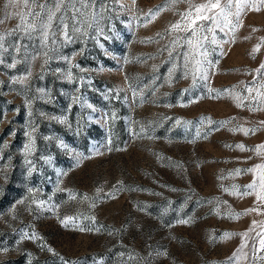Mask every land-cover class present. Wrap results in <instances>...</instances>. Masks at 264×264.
Listing matches in <instances>:
<instances>
[{
    "label": "rangeland",
    "instance_id": "obj_1",
    "mask_svg": "<svg viewBox=\"0 0 264 264\" xmlns=\"http://www.w3.org/2000/svg\"><path fill=\"white\" fill-rule=\"evenodd\" d=\"M205 2L104 0L88 35L6 36L0 264H264V2L223 31L198 22L214 31L198 33L211 63L193 86L183 39L168 51L190 33L171 25ZM5 3L0 33L19 23Z\"/></svg>",
    "mask_w": 264,
    "mask_h": 264
},
{
    "label": "snow or ice",
    "instance_id": "obj_2",
    "mask_svg": "<svg viewBox=\"0 0 264 264\" xmlns=\"http://www.w3.org/2000/svg\"><path fill=\"white\" fill-rule=\"evenodd\" d=\"M171 2L176 3L179 0H171ZM249 6L255 7L254 5H250L249 0H235V3H233V0H225L223 4H221V0H206L205 3L200 4L190 3L189 9L181 13V20L171 25V31L190 33V35L182 38H174L172 48L168 51L171 57L173 49L183 47V45L187 46V50L182 54L184 60L183 75L185 78L189 75L192 76L193 86H195L197 78L204 81L208 79L207 69L204 65L205 63H211L207 61L208 53L204 45L207 37H200L198 33L214 31L213 27L206 26L207 22H210V25H214L215 28L223 31L224 27L231 24L229 17L233 15V7L236 9L234 15L239 18L240 14ZM8 8H12L14 11L8 12ZM217 9L218 11H213ZM105 10L106 4L104 0H6L5 19L17 18L19 23L14 29L0 33V64L4 63L3 56L8 52V47L5 46L6 36H11L14 33H22V38L39 39L41 47L47 48L49 40H51L53 45L58 43V35L65 42L73 40L77 34L88 35L87 29L92 28L94 23L99 24V21L103 19ZM159 11L160 8H157L155 11L150 10V16L155 17ZM199 21L206 23H198ZM2 23H4V20L0 19V24ZM97 31L102 32V29L97 28ZM181 39H183V45H180ZM213 43H215V38H213ZM10 46L16 52H19L21 47L18 43ZM256 50L254 49V51ZM45 56H47V52H45ZM197 57H201L202 59H197ZM63 59L67 60L68 58L63 57ZM16 63L17 61L14 58L8 67H15ZM261 68H264V65H261ZM175 69L176 66L173 65V68L169 71V83H171V77ZM26 79L27 77H21L19 78V82L23 83ZM261 87H264V85H261ZM39 91L43 92L42 89ZM248 91L251 92L252 89L249 88ZM177 123H180V121H177ZM34 131L35 129L33 128ZM26 135L28 136V142L24 145L23 151L25 161L29 165V174H31L34 170L32 167L33 161L28 159V157L32 156L36 151V142L32 132H28ZM7 146V144L4 145V147ZM257 167L260 166L258 165ZM248 171H253V169H249ZM261 183L264 186V176L261 177ZM248 187L252 188L254 185L250 184ZM29 191L31 192L32 190L29 189ZM99 191L98 189L97 192ZM84 198L88 199L86 194ZM22 202L20 201L19 203ZM33 203H36V201L33 200ZM39 204L43 206L44 202L40 201ZM71 219V217H66L62 223L66 225ZM179 223H188V221L181 220ZM259 243L261 249H264V239H261ZM49 250L51 251V249Z\"/></svg>",
    "mask_w": 264,
    "mask_h": 264
}]
</instances>
